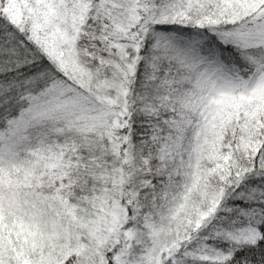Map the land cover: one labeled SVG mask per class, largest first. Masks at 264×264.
<instances>
[{
  "label": "snow or ice",
  "instance_id": "1",
  "mask_svg": "<svg viewBox=\"0 0 264 264\" xmlns=\"http://www.w3.org/2000/svg\"><path fill=\"white\" fill-rule=\"evenodd\" d=\"M0 264H264V0H0Z\"/></svg>",
  "mask_w": 264,
  "mask_h": 264
}]
</instances>
